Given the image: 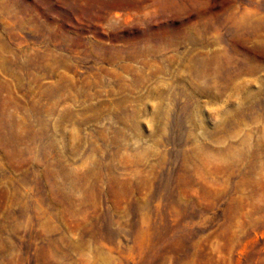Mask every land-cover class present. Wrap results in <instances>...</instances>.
Instances as JSON below:
<instances>
[{
	"label": "rangeland",
	"instance_id": "374dc122",
	"mask_svg": "<svg viewBox=\"0 0 264 264\" xmlns=\"http://www.w3.org/2000/svg\"><path fill=\"white\" fill-rule=\"evenodd\" d=\"M0 264H264V0H0Z\"/></svg>",
	"mask_w": 264,
	"mask_h": 264
}]
</instances>
